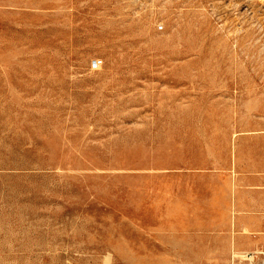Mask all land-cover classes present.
Masks as SVG:
<instances>
[{"label": "rangeland", "instance_id": "1", "mask_svg": "<svg viewBox=\"0 0 264 264\" xmlns=\"http://www.w3.org/2000/svg\"><path fill=\"white\" fill-rule=\"evenodd\" d=\"M0 264H264V0H0Z\"/></svg>", "mask_w": 264, "mask_h": 264}, {"label": "bare ground", "instance_id": "2", "mask_svg": "<svg viewBox=\"0 0 264 264\" xmlns=\"http://www.w3.org/2000/svg\"><path fill=\"white\" fill-rule=\"evenodd\" d=\"M243 252V251H242ZM244 254V253H243Z\"/></svg>", "mask_w": 264, "mask_h": 264}]
</instances>
